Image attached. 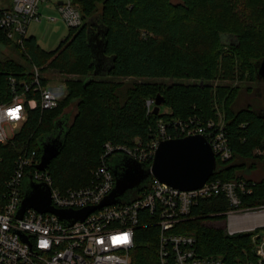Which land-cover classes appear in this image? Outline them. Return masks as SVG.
<instances>
[{"label": "trees", "instance_id": "16d2710c", "mask_svg": "<svg viewBox=\"0 0 264 264\" xmlns=\"http://www.w3.org/2000/svg\"><path fill=\"white\" fill-rule=\"evenodd\" d=\"M73 3L82 23L68 29L52 51L38 47L34 36L22 46L15 45L0 28V46L13 49L19 57L0 59V103L10 96L8 76L30 80L34 66L41 73L62 76L65 85V95L52 110L26 103L27 117L13 142L0 144V203L14 160L31 151L40 159L41 142L61 129L63 145L47 171L54 186L66 191L90 185L105 143L133 146L139 139L145 144L154 138L160 121L172 134L174 119L217 121L222 114L233 158L217 165L211 179L256 180L254 195L243 205L264 204V175L246 177L254 167L252 161L264 159V108L234 109L243 95L240 84L256 81V67L264 58V0ZM42 84L47 86L44 77ZM157 96L169 112H147L146 101ZM33 97L38 99L28 96ZM71 103L76 107L72 118L64 113ZM227 208L219 198L200 201L192 208L194 219L177 231L193 233L202 256L222 257L228 263L241 259L242 249L251 247V235L228 236L222 227H215L216 220L223 219L216 215ZM156 230H137L134 264H157Z\"/></svg>", "mask_w": 264, "mask_h": 264}, {"label": "built area", "instance_id": "2783aa9c", "mask_svg": "<svg viewBox=\"0 0 264 264\" xmlns=\"http://www.w3.org/2000/svg\"><path fill=\"white\" fill-rule=\"evenodd\" d=\"M47 0H13L11 8L0 13V28L15 45L22 46L29 36L32 23L41 21L39 5ZM57 9L68 29L82 23L80 11L73 0H59ZM53 19V18H52ZM32 67L30 80L9 75V99L0 103V144L13 142L18 127L26 120V103L38 104L41 111L57 107L58 98L42 84L43 76ZM30 94L36 98H28ZM154 100H147L151 112ZM220 116V115H219ZM174 131L166 132L163 121L157 125L153 139L142 144L135 139L133 146L104 144L100 162L92 172L89 186L62 191L55 187L47 169L36 167L40 159L35 151L23 152L14 160V167L4 181L0 205V264H134L137 230L156 228L157 264H264V204L243 205L252 197L258 182L244 178L222 180L209 178L196 190H179L152 177L141 195L94 210L82 221L71 225L52 213L33 209L17 219L24 198V184L29 181L47 186L50 201L58 210L79 211L98 206L113 190L115 179L110 170L113 156L127 157L151 166L155 151L162 141L200 135L206 138L217 165L224 166L233 158L223 119L219 122L198 118L173 120ZM258 153H261L258 152ZM219 198L228 208L218 213L215 227H222L228 236L250 234V249L243 248L241 259L226 262L222 257L202 256L193 233H181L183 225L195 216L192 208L198 202Z\"/></svg>", "mask_w": 264, "mask_h": 264}, {"label": "water", "instance_id": "95a60500", "mask_svg": "<svg viewBox=\"0 0 264 264\" xmlns=\"http://www.w3.org/2000/svg\"><path fill=\"white\" fill-rule=\"evenodd\" d=\"M256 81L264 83V58L256 67ZM163 103L164 99L157 96L154 99L152 112L157 114ZM62 141L61 129L41 143L42 154L40 163L36 167L40 172L47 169L51 160L59 153L63 145ZM262 149L264 150V142ZM153 155L151 166H145L122 156L118 164L113 166L109 164L115 179L113 190L98 206L79 211L53 208L50 189L27 179L17 219H21L26 210L33 209L42 215L43 213L57 215L59 219L71 225L82 221L96 209L129 201L128 194L144 189L152 177L173 188L189 191L201 188L216 172L215 156L206 138L200 135L162 141Z\"/></svg>", "mask_w": 264, "mask_h": 264}, {"label": "rangeland", "instance_id": "374dc122", "mask_svg": "<svg viewBox=\"0 0 264 264\" xmlns=\"http://www.w3.org/2000/svg\"><path fill=\"white\" fill-rule=\"evenodd\" d=\"M58 1L59 0H47L46 2H41L39 5L41 21L38 23H32L28 30V35L34 36L39 45L38 47L45 51H52L56 49L60 42L62 40L64 41L68 33V28L62 21V17L60 16L58 9H56L55 3H57ZM12 4L13 0H0V9L11 8ZM4 58H12L15 60H19V57L14 53L13 49L0 46V59ZM41 75L47 79V89L49 91L54 93L58 98H62L65 95V85L63 81H61L63 78L62 76L54 74L52 72L50 73L49 71L44 72ZM165 82L168 81L165 80ZM240 86L243 95L240 96V99L238 100V103L234 106V109L238 110L250 105L251 109L254 111L262 110L264 108V97L262 99L258 98V94L260 93V91H262L264 94V90L263 88H261V82H243L242 84H240ZM247 87L251 89L249 93L246 92ZM160 111L161 113L169 112V110L163 105L160 106ZM64 113L66 115L68 114L69 117L72 118L73 115L76 113L75 103H71L70 105H68L65 108ZM222 117L223 115L220 114V116H218L217 122L222 120ZM120 159V156H113L110 159V164L112 166L116 165L118 164ZM262 159H255L252 161L254 163V167L251 172L246 173V177L254 179L262 178V176L264 175V159ZM128 197L131 198L132 194H128ZM260 232L263 233L264 230H260Z\"/></svg>", "mask_w": 264, "mask_h": 264}, {"label": "flooded vegetation", "instance_id": "af4514ba", "mask_svg": "<svg viewBox=\"0 0 264 264\" xmlns=\"http://www.w3.org/2000/svg\"><path fill=\"white\" fill-rule=\"evenodd\" d=\"M261 85H262V87L261 88H263V90H264V83L263 82H261ZM260 88V89H261ZM262 90V89H261ZM264 97V94H263V92L262 91H260V93L258 94V98L259 99H262Z\"/></svg>", "mask_w": 264, "mask_h": 264}, {"label": "crops", "instance_id": "0c3cea01", "mask_svg": "<svg viewBox=\"0 0 264 264\" xmlns=\"http://www.w3.org/2000/svg\"><path fill=\"white\" fill-rule=\"evenodd\" d=\"M55 4H56V9H57V4H58V3H55Z\"/></svg>", "mask_w": 264, "mask_h": 264}]
</instances>
